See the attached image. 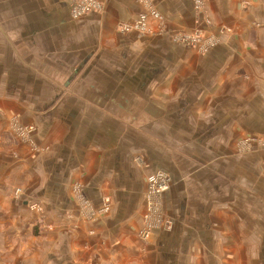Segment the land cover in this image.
<instances>
[{"label": "crops", "instance_id": "1", "mask_svg": "<svg viewBox=\"0 0 264 264\" xmlns=\"http://www.w3.org/2000/svg\"><path fill=\"white\" fill-rule=\"evenodd\" d=\"M99 1L0 0V264H264V0Z\"/></svg>", "mask_w": 264, "mask_h": 264}, {"label": "built area", "instance_id": "2", "mask_svg": "<svg viewBox=\"0 0 264 264\" xmlns=\"http://www.w3.org/2000/svg\"><path fill=\"white\" fill-rule=\"evenodd\" d=\"M71 5V13L74 17L82 16L85 13L91 12L93 10H101L102 5L99 0H68ZM142 10L138 11L136 18L130 22H119L118 29L122 32L131 30L135 28L141 32H146L148 30V23L150 20L160 21L162 15L158 12L155 6L154 0H139ZM197 6L203 5V0H196ZM178 40L185 42H198L201 38H205L199 30H194L191 32H183L176 36ZM211 38L206 37V43L203 46L204 49L213 42L210 41ZM17 133L21 137H26L32 131L30 126H17ZM147 186L145 190V211L143 214V228L139 231V236L142 239H147L151 232L156 228H168L170 226L169 219L164 216L163 209L160 208L162 193L170 186L171 181L167 173L161 170L152 171L147 177ZM16 193L20 192L17 188ZM86 205V204H83ZM31 207H38L36 203H32ZM103 210L107 209V204L103 205Z\"/></svg>", "mask_w": 264, "mask_h": 264}, {"label": "rangeland", "instance_id": "3", "mask_svg": "<svg viewBox=\"0 0 264 264\" xmlns=\"http://www.w3.org/2000/svg\"><path fill=\"white\" fill-rule=\"evenodd\" d=\"M208 38H211L210 41L213 42V41H212V37H209V36H208ZM205 41H206V37L200 39L199 42L201 43V46H204V45H205V43H206Z\"/></svg>", "mask_w": 264, "mask_h": 264}]
</instances>
